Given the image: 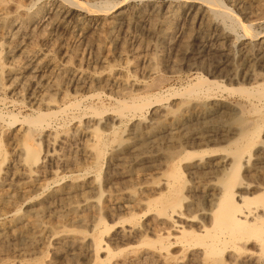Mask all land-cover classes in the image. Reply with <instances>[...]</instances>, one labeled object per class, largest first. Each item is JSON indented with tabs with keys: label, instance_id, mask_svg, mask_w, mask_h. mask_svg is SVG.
Wrapping results in <instances>:
<instances>
[{
	"label": "bare ground",
	"instance_id": "obj_1",
	"mask_svg": "<svg viewBox=\"0 0 264 264\" xmlns=\"http://www.w3.org/2000/svg\"><path fill=\"white\" fill-rule=\"evenodd\" d=\"M63 1L70 4V8L62 16L64 21L70 18V13L78 8L88 9V12L95 13L90 7L85 6L83 8L75 0ZM229 1L240 5L244 14H257V18L264 21V0ZM9 3L7 0H0V26L3 25L12 29V32L9 31L7 34V38H4L6 44L0 43V50L4 53L1 62L4 58L6 60V64H2L3 62L0 64V91L2 90L3 76L11 80L15 90L24 84L31 91L27 98L28 104L30 107L36 106L37 110L33 111L32 116L23 119H20V116L18 117L16 114L10 115L9 113L10 116H6L0 112V133L6 128L13 127L10 135L7 133L8 137L5 138L8 148H10L9 163H7L6 146L3 145L0 138V158L2 159L0 179L8 186V189L0 191L1 213L9 208L14 199L26 198L30 192L38 189L36 182L44 177L40 173L43 163L56 164L60 160L59 153L55 148L56 138L49 132V129L61 115L79 111L82 103L85 102H81V100L67 101L69 96L65 84L61 80L63 73L70 74L71 87L75 90L80 88L81 91H91L90 88L97 78L94 76L96 73L93 75L94 77H83L81 73L73 74V72L71 74L67 69L62 71L63 69L59 68L50 50L31 47L34 39L37 38V31L46 22L45 18L57 15L55 12L53 13V10L46 9L41 17L39 11H37L38 15H31L21 5L14 12L11 10L13 12L11 13L10 9L12 8H10ZM123 3L112 4L111 10L129 26L144 29L148 34L158 36L164 46H171L172 48L188 46L189 49L190 45L197 43L201 52L208 50L227 56L226 66L231 68L233 60L231 61L230 48L223 46L230 43L232 33L226 31L225 25L215 22L213 18L220 14L228 16H233V14L220 0H183L179 7L169 8L168 15L162 20L153 19V15H156L154 10L150 13L129 15L125 11H121L125 6ZM58 15L61 14L58 13ZM234 15L236 16V14ZM194 25H199L200 30L192 33ZM210 32L213 34L212 38L207 36ZM19 35H21V40L19 39L15 43L14 41ZM258 36L260 35H257L258 43L256 45L258 57L254 58L248 55L247 69L245 68V75L248 80L256 83L254 87L229 90L220 82L209 81L199 76L195 83L188 85L179 92L181 101L178 102L179 104L177 103L176 111H170L166 106L159 107L156 105L163 96L152 95L151 91L155 88H161V84L163 85L161 79L148 85L142 80L132 79L129 74L131 68L127 69L129 73L126 74V68L121 66L119 68L114 67L115 69L113 68L111 72H107V76L103 80L101 79L105 88L104 90L102 87L104 91L107 89L110 92L117 86H122L126 90L137 89V93L127 92L124 95L128 101H116V108L111 109L115 121H121L127 116L131 117L130 120L137 121L133 126L132 133L126 135L125 141L123 140L126 145L120 146L119 150L110 155L111 162L115 161L119 165L129 160L148 163L153 159V157L146 155L145 151L148 147L156 149L157 153L159 152L158 155L160 154L159 157H162L164 155L160 152V148L177 149L180 141L186 144V149L194 151H182V153L176 154L172 163L167 167L168 171L164 175V179L158 184L154 183L157 185L143 184V177L150 176L145 175L144 171L129 174L127 187L138 186V195L128 193L114 195L109 189L105 192L108 198L105 207L102 209L90 207L95 208L93 214L84 215L79 219L72 218L73 210L66 208L68 206H63V204L56 206V203L62 202L66 196H76L80 194L79 192L85 195L84 188L95 192L97 190L95 181L84 184H69L61 190V193L57 189L48 190L50 193L44 201L24 216L12 221L0 220V257L10 251L12 253V245L17 240L21 239L26 242L25 247L19 252L13 249V253L16 254L13 261L2 262L0 259V264H264V142H259L262 126L260 119L264 116V74H256L252 70L253 64L260 63L264 71V36ZM7 41L14 42V47L9 45ZM100 43H92L91 49L101 53L103 49ZM188 49L186 52L182 49L185 56L190 53ZM16 52L21 54L18 59ZM106 52V56L102 57L104 62L112 56L113 50L110 47L106 49ZM124 53L126 51L121 52L120 56H123ZM134 53L137 54L138 51ZM100 57L98 60L101 59ZM98 60L96 61L98 62ZM137 64L140 65L142 62L139 61ZM128 67L134 66L129 65ZM194 70L198 71L197 68ZM236 77L234 72L228 74V78L232 81H235ZM221 91L239 93L254 103L262 104L259 108L253 106L250 119L239 121L240 131L239 133L237 131V139L232 142L227 139L228 134H225V131L221 129L222 119L215 121L213 116L223 117L227 115L228 117L230 111L238 112L244 116L246 111L244 105L237 106L236 109H232L231 106L230 110H227L228 108L218 99L217 92ZM17 94L22 97L21 92ZM47 96L60 98L63 106H56V99L47 98ZM13 103L16 104V101ZM145 112L150 113L151 120L143 123L140 120L144 117ZM78 113L77 115L80 114ZM107 113L108 111L105 110L101 112L87 110V114L96 118H103ZM76 119H79L80 122L83 120L78 116L74 117L75 121H77ZM79 121L74 127L77 135L84 139L90 137L95 141V146H91L92 148L88 147L87 142L83 144L84 155L86 157L94 156L96 165L99 166L105 158V149H107L104 145V134L98 128L90 131ZM227 128L230 129V127ZM187 129L193 131L191 136L184 135V131ZM61 139L59 143L64 145L66 142L76 141V134L68 133ZM41 141H45L46 144L44 154L40 148ZM123 141L120 143L123 144ZM228 142L232 145L231 148L229 147L230 151L228 149V156L230 155V157H220L217 154L221 151L220 149L218 151L209 149L212 152L202 150L195 152V149L203 148L208 144L220 145ZM258 143L261 145H259L257 152L247 157V153L256 149ZM63 145L62 147H64ZM198 156L203 157L196 161L195 158ZM188 160L192 161L186 166V171L190 175L193 185L191 184L192 186L187 190L189 194L186 195L185 189L188 183L184 178L181 165L186 161L188 163ZM59 162L61 164V161ZM243 164L247 165L246 177H248V182L246 183L240 177ZM155 170L159 169L153 168V171ZM203 175L210 176V182L207 181L209 183L205 189L203 188L204 190L196 182ZM219 177L221 181L223 179L222 183L218 179ZM47 213L52 214L51 219L45 223L44 230H40L41 220L47 216ZM104 215L112 219V225L106 222ZM1 217L3 216L1 215ZM115 219H117L116 222ZM92 220L96 222V225L93 230L86 233L55 229V225L64 222L88 225ZM47 245L51 248L53 259L43 258L38 261H24L26 256H30L40 247Z\"/></svg>",
	"mask_w": 264,
	"mask_h": 264
},
{
	"label": "rangeland",
	"instance_id": "obj_2",
	"mask_svg": "<svg viewBox=\"0 0 264 264\" xmlns=\"http://www.w3.org/2000/svg\"><path fill=\"white\" fill-rule=\"evenodd\" d=\"M7 1L10 2L9 3L10 8H12L10 9L11 13H13L15 9L21 5L26 11L30 12L31 15L33 14L38 15L40 13L41 17L43 16L42 13H44L46 9L50 11L53 10V13L55 12V14L57 15L54 16L52 14L54 17L51 16V17L45 18L46 22L43 24V27L39 28V30L37 31V38H35L36 40L34 39L31 47L35 49L50 50L59 68L61 67L60 69L61 70L63 69L62 71L64 70L66 71L67 69L68 72H70L71 74L73 72H74L73 74L81 73L83 77H92L96 73L94 76L97 78H95V81L93 82V85L90 88L91 91L89 90L81 91L80 88H77L78 90L77 89L75 90L74 88H72L71 87L72 83H70L71 81L70 74L66 75V73H63L64 75L61 76V80L63 84H65L64 85L65 89L70 98V99L68 98L67 101L73 102V101L81 100V102L83 101L85 102L82 103V106L79 111L74 112L73 114L65 113V115L63 114L64 117L61 115L58 120L54 121L53 126H51V128L49 129V132H51L53 134V137L56 138L55 141H57V143H56L55 148L57 149V152L59 153V156H60L59 161H61V164L59 161L56 164L43 163L40 173L42 174L41 176H44V177H41V179L38 181L39 183L36 182L38 189L34 190L33 192H30L28 194L29 196L27 195L26 198L14 199L13 200L14 203L12 202L9 208L5 209L2 212L3 214L0 212L1 221L16 220L19 217H22L28 212L32 211V209L36 208L41 202L44 201L45 197L50 193L48 192V190L52 191V189L53 190L57 189V191L61 193L62 192L61 190H63L69 184H72V183L84 184L89 181H95V186L97 187V190L95 192H92L88 188H84V190H86V191L83 190L85 195L79 192L80 194L76 196H72V197L66 196L62 202L58 201L57 202L58 204L56 203V206H61L62 204L63 206L65 205L68 206L66 208L73 210L71 216L72 218H75V219H79L80 217L84 215L87 216V215L93 214L95 208L92 209L90 207H96V208L100 207L102 209L107 204L108 198L105 192L109 189H111L114 195L116 194L120 195V194H126V193L131 194V195L139 194L138 186H134L133 188L127 187V185H129L128 183L129 174H133L135 172L141 173L142 171H144L145 175L147 174L150 176L143 177V184H154V183L158 184V182H161V180L164 179V175L168 171L167 167L172 163L176 154L180 152L182 153V151H187V152L194 151L191 149H186V146H185L186 144H184L183 141H180L179 147L177 149H172V148L170 149L168 147L160 148V152L163 153L164 155L162 157L161 156L159 157L160 154L158 155L159 152L157 153L156 149H152L148 147L145 152L147 156L153 157L152 161H150L151 163L150 162L147 163L145 161H143L142 163H138V162H135L134 160H131V161L129 160L128 162L119 165L115 161H112V162L110 161L109 159L110 155L114 154L117 150H119L120 146L122 147L124 146V144L126 145V143H124L125 137L126 135H129L132 133V130L134 129L133 126H135V123L137 122L132 119L131 121L130 116L123 118L121 121H115V116L113 115L114 113L111 112V109L114 110L116 108V101H121V102L125 100L128 101L126 96H124L127 94V92L137 93V89L135 88H130L126 90L122 86L121 87L117 86L114 90L110 92L107 89L106 91H104L105 88H104V85H102L103 84L102 80L107 76L109 72H111V70L114 67L119 68L121 66L122 68H126L125 69V71H127L126 74L130 72L129 74L132 79L142 80L143 83L145 84L148 83V85L153 84V82L157 81L158 79H161L162 80L161 83H163V85L161 84V88L153 89L151 91V94L159 96V97L163 96L162 100L156 105L159 107L166 106V108L168 110L170 109V111H176L177 103L181 101L180 100L181 98H179V95H178L179 92L185 89L188 85L195 83L197 77L199 76L204 77L205 79H208L209 81L220 82L222 85H224L229 90H233L236 88L238 89L241 87L251 89V87H254L256 84L254 81L248 80V78L245 75L246 69H247V57L248 55L254 58L258 57L257 55L258 48L256 47L258 43L257 35H260L258 37L264 36V21L263 19L260 20L259 18H257V14H254V15H251L250 13L244 14V10L240 7V5L238 6V4L234 2H230L229 0H220V2H222L224 5L227 6V8L232 12L233 16L220 14L219 16H214L213 20L215 19L214 20L215 22L223 24V26L225 25V28L227 29L225 30L230 32V34L232 33L230 43H227V45L224 44L223 46L224 48L225 47L230 48V57L232 58L231 61L233 60L231 68H229L230 66L229 67L226 66L227 62L225 61L226 60L228 61L227 56L222 55V54H217V53H214L208 50L201 52V49L199 48V45L197 43L190 45L189 49L187 48L188 46L187 47L181 46L178 48L177 47L172 48L171 46H169L170 47L169 48L168 46H164L161 44L158 36L153 35V34L150 35L146 32V30L144 31V29L142 30L134 26H129L127 22L120 20L117 17L116 13L111 10L113 5L124 2L123 4L125 6L121 9V11H125L129 15L141 14L143 12L150 13L152 10H154L156 12V15H153V19L162 20L166 15H168L169 8L174 7V6L179 7L180 4H182L183 0H127V1H124V0H75L83 8H85V6L90 7L92 10L95 11V13L94 12L91 13V11L88 12L87 11L88 9L84 10L82 8H78L72 13H70V18H68L65 21L62 16L63 14H65L66 10L70 8V4L67 3V1H63V0H38L39 2L37 0H7ZM108 3L109 4L111 3L110 6ZM11 10H13V12ZM37 11H39V13ZM58 13H60L61 15L59 16ZM234 14H236V16ZM221 15L222 17H220ZM230 17H231V20H230ZM254 17L257 19H255ZM242 24L244 27L242 26ZM112 26L113 27L116 26V27L113 28ZM247 26H248V29H247ZM199 30H200V26L194 25L192 29V33L198 32ZM9 31L12 32V29L9 27H4L3 25L0 26V43L6 44L4 38H7L8 36L7 34L9 33ZM249 31H251L252 33ZM212 35H213L212 32H210L208 33L207 36L209 38H212ZM20 36L21 35H19V37H17V39L14 41L15 43L18 42L19 39L21 40ZM41 38H44L42 39L44 41H42ZM14 42L12 43L9 42V45L14 47L13 45ZM95 42H98L101 44V47L103 49L101 53H97L94 49H91L90 47L91 44ZM110 47L112 48L113 53H112V56L108 60L105 61V62L107 61L108 62L105 63L102 60V57L104 58L106 56V53H107L106 49ZM182 49L184 52H186V50L188 49L189 52L192 54L189 53L187 57L185 56V53L182 51ZM123 51H126V53H124L123 56H120L121 55L120 53ZM135 51H138V53L135 54L134 53ZM3 54L4 53L0 50V64L2 62H3L2 64H6L5 58L1 62V59L4 57ZM16 56L18 59L19 57H21V54L19 52H16ZM99 57L101 58L100 60H98ZM96 60H98V62ZM139 61H141L142 64L138 65L137 63ZM102 62L105 64H103ZM128 64L134 67H128L129 66ZM219 66H222V68H219ZM128 68H131L129 69L131 71L127 70ZM194 68L195 69L197 68L198 71L196 70L193 71ZM252 70H254L256 74H264V71L262 70L260 63L253 64ZM232 72H234V74L237 75L235 81H232L228 78V74ZM2 82H1L2 90L0 91V112L5 114L6 116L16 114V116L18 117L20 116L19 117L20 119L32 116L34 114L33 111L37 110V107L36 106L30 107V105L28 104L27 98L29 97V94H31V91H29L30 89H27V87L24 86L23 84L22 85L23 88L21 87L18 90H15V88L12 86L11 80L6 78L5 76L2 77ZM102 87L104 90L102 89ZM16 92L17 93L21 92L22 97H19ZM105 92L107 94L109 93V95H107ZM143 92H144V89H143ZM217 94L219 95L218 99H220V101L225 105V107L228 108V109L226 108L227 110H230L231 106H232V109H236L237 106L244 105L243 107L245 108V111H246V114L244 116L234 111H230L228 114V117L227 115L223 117H220L219 115L217 117L213 116V118H215V121L222 119L221 129L225 131L224 132L225 134H228L227 139H230L232 142L237 139V135H238L237 131L238 133L240 131L241 127H240L239 121L242 119L244 120L250 119L253 106L254 107L256 106L259 108L261 107L262 104H258L257 102L254 103L253 101L247 99L244 95L242 94L240 95L239 93L233 94L227 91H223V92L221 91V92H217ZM47 98H51V99L53 98L54 100L56 99L55 100L56 106H63V103H61L60 98L55 97V96H47ZM15 101H16V104L13 103ZM87 110L94 111V112H101L105 110V111H108V113L103 118H96L95 116L93 117V115L87 114ZM263 110H264V106H263ZM9 113L10 115H8ZM77 113L79 115H77ZM76 115L79 118H83L81 122L79 121V119H76V120L79 121L85 128L89 129L90 131H93L98 128V130H100L104 134V145L106 146L105 148H107L105 149V154L106 155L108 154V155L107 156L105 155V158L99 164V166L96 165V162L94 160L95 158H93L94 156L86 157L84 155V151H83L84 145L83 144L87 142L88 147H91V146H95V141L90 137L87 139L86 138L84 139L81 136L77 135L74 129L77 123V121L74 120V117H77ZM149 119L151 120L150 113L145 112L144 117L140 121H142L143 123H146L150 121ZM260 121H261L262 126L260 128L259 142H264V116L261 117ZM227 127H230V129ZM12 130H13V127L11 126V128H6L5 130L1 132L3 135L0 133V138L3 141V145L6 146L5 149H6V155H7L6 156L7 163H9V159L11 157H10V148H8L9 146H8V143L5 141L6 140L5 138L8 137V134L10 135ZM226 130H229V131H226ZM4 131L6 132V134ZM73 132L76 134V139H75L76 141L66 142L64 145L62 144L64 146L62 147V145L59 143L62 140L61 138L65 134H68V133L74 134ZM192 132H193L192 130L187 129L184 131V135L191 136ZM121 141H123V144L120 143ZM40 143H41L40 144L41 151L44 154L46 152L45 141H41ZM227 144L226 143H221L220 145L208 144L207 146L203 148L195 149V152L201 151V150L212 152L215 150L218 151L220 149L221 151L217 153L220 157H230V155L228 156L229 154L228 149L230 151V148L232 145L231 143L229 144V142ZM259 145L261 144L258 143L256 146V149L251 150L253 152L251 151L248 152L251 154L247 153V157L251 156L252 153L257 152V150L259 149ZM209 149L212 151H210ZM222 153H225V154L223 155ZM202 157L203 156H198L197 158H195V160L198 161ZM1 160L2 159L0 158V163H1ZM191 161L188 160V163L186 161V163L184 162L181 165L182 171L184 173V178L186 182L188 183L186 186L187 188L185 189L186 195L189 194L187 190L193 185L192 179L190 178V175H188V172L186 171V166H188L189 163H191ZM6 165L8 166V164ZM153 168L154 169L158 168L159 170L153 171ZM246 170H247V165L243 164L241 172H240V177H242L241 180H243L245 183L248 182V177H246ZM245 178L247 179V181ZM218 179L220 180V177ZM207 181L210 182V176L208 177L206 175L205 176L203 175V176H200V179H197L196 182L200 188L202 187L201 189L203 188L205 189L207 184L209 183V182L207 183ZM220 182L222 183L223 179L222 181L220 180ZM157 184H154V185H157ZM6 189H8L7 184H5L0 179V191L6 190ZM85 201H87L88 204L85 203ZM1 215L3 217H1ZM46 215H47L45 216L46 218L45 217L43 218L44 221L43 219L41 220L40 230H44L45 223L49 219H51L52 214L47 213ZM103 217L107 223H110L109 225L113 224L112 219L108 218L106 215H104ZM116 221L117 219H115V222ZM68 223L64 222L63 224L55 225V229L56 230L59 229L58 231L75 230V231H79L82 233H86V232H90L91 230H93L96 225V222L94 220L89 222L88 225H83V224L80 225V223H77V222H72V223L68 222ZM14 243L12 245L13 248H11L12 253L10 251L9 252L10 254L5 253L6 256L4 254L3 256L0 257L2 262L4 261L8 262L9 260L13 261L16 256V254L13 253V249L16 252H19L26 245V242L21 239L17 240L15 244ZM50 249L51 248H49L48 245L45 247L42 246L39 248V250L33 252L32 253L33 255L31 254L30 256H26L24 261H27V262H31V260L38 261L43 258L53 259L54 256Z\"/></svg>",
	"mask_w": 264,
	"mask_h": 264
}]
</instances>
